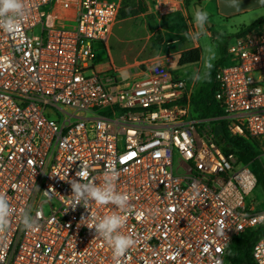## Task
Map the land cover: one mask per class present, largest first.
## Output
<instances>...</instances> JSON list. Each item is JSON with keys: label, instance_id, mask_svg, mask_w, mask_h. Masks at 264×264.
Listing matches in <instances>:
<instances>
[{"label": "built area", "instance_id": "obj_1", "mask_svg": "<svg viewBox=\"0 0 264 264\" xmlns=\"http://www.w3.org/2000/svg\"><path fill=\"white\" fill-rule=\"evenodd\" d=\"M23 4L17 27L0 28V195L13 210L0 264H229L231 240L264 224V210L246 202L258 186L251 167L221 149L213 128L222 120L229 135L256 140L264 174V23L226 44L231 62L215 72L221 116L199 118L190 88L166 68L119 82L96 57L93 43L106 47L120 0ZM109 168L128 208H72L76 173L99 185ZM26 208L36 231L22 230ZM113 213L135 241L121 257L83 224ZM251 257L264 264V235Z\"/></svg>", "mask_w": 264, "mask_h": 264}, {"label": "rangeland", "instance_id": "obj_2", "mask_svg": "<svg viewBox=\"0 0 264 264\" xmlns=\"http://www.w3.org/2000/svg\"><path fill=\"white\" fill-rule=\"evenodd\" d=\"M252 22L236 23L233 20H212V22H208L213 24L208 28L213 32L215 39H211L207 35L200 36L201 59L192 66L178 67L176 65L180 55V53L178 55L176 53L184 47L187 40L185 25L177 13H160L157 10L148 11L146 7L144 11L137 12L132 16L118 17L106 47L100 42H94L93 46L96 49V57L100 59V62L107 65L108 59H110L113 66L117 68L134 63L133 69L136 66L142 70L145 66L151 68L152 65L160 66V68L164 69L166 67L160 61L174 55L173 64L170 65L169 72L179 79L185 80L187 84L193 81L191 89L192 95H195L206 85L205 61L209 57H213L211 60L213 65L219 57V44L226 46L234 38L237 31ZM39 33V26L34 27L30 32L33 35H39ZM165 61L167 62L168 60ZM230 62L225 57L222 65H229ZM105 64H103L104 67H106ZM153 68L156 69V67ZM197 74L201 76L200 80L194 79ZM86 75H89V72H86ZM116 75L119 82H131L134 80L130 69H120L116 71ZM199 126H203V123H200ZM215 138L220 145L219 137ZM177 161L178 155L174 153V167ZM246 202L251 203L255 211L264 210V193H262L259 186L254 188L248 195ZM43 210L48 213V206H44Z\"/></svg>", "mask_w": 264, "mask_h": 264}, {"label": "clouds", "instance_id": "obj_3", "mask_svg": "<svg viewBox=\"0 0 264 264\" xmlns=\"http://www.w3.org/2000/svg\"><path fill=\"white\" fill-rule=\"evenodd\" d=\"M228 6L239 9V0H230ZM23 16V0H0V28L9 32L13 31ZM193 19L196 27L201 31L185 33V36L192 40H198L203 34L202 30L208 22V13L202 9H196ZM212 59L213 57H209L205 61V76L210 73ZM194 79L200 80L201 76L197 74ZM118 176L119 173L115 168H109L104 173L103 183L98 185L92 180L81 182L83 173L78 171L76 173L77 178L69 181L72 189L71 197L73 201L71 207L75 208L77 205H82L85 209H89L90 203L95 202L100 205L112 204L118 209L126 210L129 205V197L126 194H121L116 191ZM12 214L13 210L7 197L5 195H0V235L6 233L10 223L9 217ZM90 216L91 214L89 217ZM88 218H82L81 221H85ZM125 223V216L113 213L111 215H105L98 220L92 217L91 223L83 224H86L89 229L94 228L95 236H99L108 243L115 257H121L135 244V241L130 236L120 232V228ZM20 225L22 230L26 231H36L39 228L38 220L31 215L30 208H26L21 213ZM217 264H219V262H217Z\"/></svg>", "mask_w": 264, "mask_h": 264}, {"label": "trees", "instance_id": "obj_4", "mask_svg": "<svg viewBox=\"0 0 264 264\" xmlns=\"http://www.w3.org/2000/svg\"><path fill=\"white\" fill-rule=\"evenodd\" d=\"M137 4H135V3ZM146 9L143 0H122L118 17L125 18L134 15L137 12H142ZM264 23V16L256 19L249 25L244 26L235 35H241L258 24ZM219 57L215 60L210 73L206 76V85L199 91V93L192 95L190 98L191 109L193 113L199 118H212L221 116V107L214 98V92L217 88L215 81V72L218 70L225 58V45L219 44ZM200 60V50L192 48L180 53L176 65L183 66L188 64H195ZM224 133L218 135L221 149L228 153L232 152L237 156L238 162L243 165H249L256 177V183L259 186L264 182V174L261 171V149L256 140L247 137L231 136L227 133L224 121L220 120ZM261 235H264V224L255 229H246L236 237H234L227 250L226 261L229 264H255L251 257V247L253 243Z\"/></svg>", "mask_w": 264, "mask_h": 264}, {"label": "crops", "instance_id": "obj_5", "mask_svg": "<svg viewBox=\"0 0 264 264\" xmlns=\"http://www.w3.org/2000/svg\"><path fill=\"white\" fill-rule=\"evenodd\" d=\"M143 1L145 2L148 11L157 10L160 13H170V14L177 13L185 25V28H186L185 33H194L197 31H201L200 29L196 27L194 23V19H193L194 12L196 9H202L203 11L208 13V18H209L208 22H212V20L214 21L215 20H220V21L221 20H224V21L233 20L236 23H244L246 21L254 22L256 19L264 16V0H239V5H240L239 9L229 7L228 4L230 0H157V2L153 0H143ZM170 3H172V5L175 7L172 10H169V8L171 7V5L169 6ZM207 23L204 29L202 30L203 34L201 36L207 35L211 39H215V36L213 35V32L208 28ZM212 25L213 24L211 23L209 27H211ZM192 48H198L200 50V59H201V46L199 44V39L192 40L190 38H187V40L185 41L184 47L178 50L176 54L178 55V53L187 51ZM174 57L175 56L172 55L171 57L166 58L165 60H168L167 62L165 60H161V61L159 60V61L163 62L164 64L162 65H164L169 71L170 65L173 64ZM108 62L111 63L110 59H108ZM111 65L113 66V63H111ZM192 65L194 64H188V65H183V66H178V67H185V66H192ZM133 66H134V63H130V64L124 65L121 68H117L115 66H113V68L118 69V70L123 69V68L125 69L128 68L131 71V75L134 76V75L139 74V68L135 66V69H133ZM174 77H177V76H174ZM183 81L186 83L185 80ZM192 84H193V81L190 82L189 84L186 83V85L191 90V95H192V89H191Z\"/></svg>", "mask_w": 264, "mask_h": 264}, {"label": "water", "instance_id": "obj_6", "mask_svg": "<svg viewBox=\"0 0 264 264\" xmlns=\"http://www.w3.org/2000/svg\"><path fill=\"white\" fill-rule=\"evenodd\" d=\"M207 25L209 27L210 24L207 23ZM213 132H214V135H216V136L222 135L224 133L223 128L220 124L214 126ZM259 187H260L262 193H264V182H261Z\"/></svg>", "mask_w": 264, "mask_h": 264}]
</instances>
